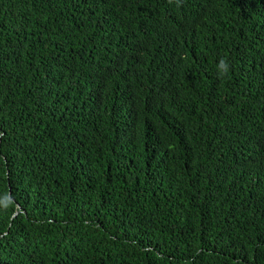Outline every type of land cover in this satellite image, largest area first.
Masks as SVG:
<instances>
[{
	"label": "trees",
	"instance_id": "1",
	"mask_svg": "<svg viewBox=\"0 0 264 264\" xmlns=\"http://www.w3.org/2000/svg\"><path fill=\"white\" fill-rule=\"evenodd\" d=\"M0 264H264V0H0Z\"/></svg>",
	"mask_w": 264,
	"mask_h": 264
},
{
	"label": "clouds",
	"instance_id": "2",
	"mask_svg": "<svg viewBox=\"0 0 264 264\" xmlns=\"http://www.w3.org/2000/svg\"><path fill=\"white\" fill-rule=\"evenodd\" d=\"M219 67L222 68L224 71H227L228 68L227 62L224 59H221L219 61Z\"/></svg>",
	"mask_w": 264,
	"mask_h": 264
}]
</instances>
